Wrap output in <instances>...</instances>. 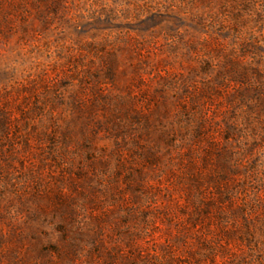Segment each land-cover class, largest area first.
<instances>
[{
  "label": "rangeland",
  "instance_id": "1",
  "mask_svg": "<svg viewBox=\"0 0 264 264\" xmlns=\"http://www.w3.org/2000/svg\"><path fill=\"white\" fill-rule=\"evenodd\" d=\"M0 264H264V0H0Z\"/></svg>",
  "mask_w": 264,
  "mask_h": 264
}]
</instances>
